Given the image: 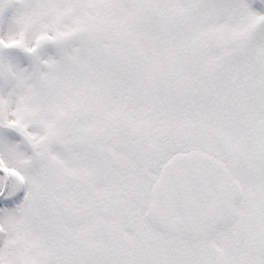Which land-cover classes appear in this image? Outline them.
<instances>
[{"label": "snow or ice", "instance_id": "obj_1", "mask_svg": "<svg viewBox=\"0 0 264 264\" xmlns=\"http://www.w3.org/2000/svg\"><path fill=\"white\" fill-rule=\"evenodd\" d=\"M0 264H264V0H0Z\"/></svg>", "mask_w": 264, "mask_h": 264}]
</instances>
